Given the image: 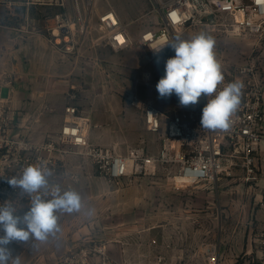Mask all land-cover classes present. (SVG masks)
<instances>
[{"label":"rangeland","instance_id":"1","mask_svg":"<svg viewBox=\"0 0 264 264\" xmlns=\"http://www.w3.org/2000/svg\"><path fill=\"white\" fill-rule=\"evenodd\" d=\"M109 7L116 10L134 37L145 29L159 26L152 0H95L89 17V37L83 43L82 54L72 58V73L41 75L24 70L42 66L44 56L49 54L57 56L61 64L69 63L43 35L46 15L56 9L38 6L28 11L23 6L10 9L5 3L0 4L1 95L8 96L9 88L4 84H11L15 97L20 85L11 82L19 77L27 81L23 85L25 102L40 98L43 91L54 97V103L43 100L50 105H34L33 113L24 105L16 106L22 120L29 116L19 132L36 140L53 136L56 130L50 126L58 113L55 108L58 99V104H63L62 115L68 102L88 112L91 139L94 132L99 139H105L102 144L114 146L119 153L145 141L147 151L155 153L160 139L146 129L141 111L131 103L132 96L139 95L166 111L195 107L181 106L176 95L159 98L156 84L164 75V62L175 55L171 48L163 56L147 59L136 47L116 52L106 45L98 15ZM32 18L36 19L40 34L28 33ZM200 33L213 38V51L221 69L256 61L264 74V34L227 33L222 28L213 30L201 26L190 28L178 37L187 40ZM96 39L100 45L92 43ZM18 67L23 69L21 74H17ZM44 116L49 117L47 124H43ZM261 145L258 150L262 148L264 154V142ZM72 166L79 171L80 179L69 189L81 195V211L58 212L60 230L45 242L30 238L13 243L10 246L13 255L20 256L21 264H61L72 245L94 244H105L118 261L128 258L144 263L154 261L159 252H171L167 243L182 256L185 264H206L203 243L207 241L219 243L220 264H250L259 254L258 242L248 251L246 244L251 221L258 227L264 215L258 202L264 192L261 163L257 179L252 181H246L244 169L236 167L215 181H200L179 188L174 186L171 173L164 169L137 173L130 181L117 184L83 159H75ZM260 230L255 233L260 234ZM153 238L158 240V246H149Z\"/></svg>","mask_w":264,"mask_h":264},{"label":"built area","instance_id":"2","mask_svg":"<svg viewBox=\"0 0 264 264\" xmlns=\"http://www.w3.org/2000/svg\"><path fill=\"white\" fill-rule=\"evenodd\" d=\"M158 13V27L143 30L134 37L116 10L109 7L98 15L104 29V42L114 51L131 47L141 50L147 59L165 55L170 47L159 53L152 49L175 40L179 34L195 27L222 28L227 33L253 32L264 34V0H152ZM10 9L23 6L26 10L43 6L56 11L46 15L44 37L50 46L64 56L79 57L83 43L89 37V17L95 0H0ZM29 17V16H28ZM28 22L30 19L26 18ZM31 35L40 34L36 19H31ZM99 39L92 43L100 45ZM223 82L218 90L237 79L244 84L240 107L227 131L207 130L200 126L202 108L207 98L202 96L195 107L166 111L147 99L134 95L132 105L141 111L149 132L160 139L159 150L147 151L145 141L119 153L109 144H96L91 139V118L78 105L64 107L59 130L48 139L36 140L19 132L24 124L20 111L12 102V90L1 95L0 85V203L6 200L26 210L30 197L7 180L19 177L25 167L46 164L52 175L50 186L62 190L73 188L79 181L75 159L92 163L97 172L117 184L130 181L137 173L167 170L177 188L200 181H215L222 173L236 167L245 171V180L257 179L258 164L264 173V154H256L264 142V74L256 61H246L223 68ZM10 88V85H5ZM149 112L152 114L150 115ZM50 198V197H49ZM264 211V192L258 201ZM258 237L259 254L250 264H264V226ZM153 238L149 246H158ZM159 252L154 261L132 259L118 261L105 244L72 245L63 255L61 264H185L182 256L173 251ZM206 264H220L218 242H204Z\"/></svg>","mask_w":264,"mask_h":264},{"label":"clouds","instance_id":"3","mask_svg":"<svg viewBox=\"0 0 264 264\" xmlns=\"http://www.w3.org/2000/svg\"><path fill=\"white\" fill-rule=\"evenodd\" d=\"M165 46L170 47L175 55L164 62V75L156 84L159 98L168 99L176 95L179 104L187 107L198 104L205 96L207 103L202 108L199 127L210 131L229 130L241 104L244 84L237 79L218 90L224 76L213 51V38L204 33L187 40L177 37L152 50L159 53ZM51 175L46 164L37 163L25 167L18 178L7 180L14 189L20 188L28 194L30 203L26 210L17 208L8 200L0 203V264H21L20 256L13 255L10 247L13 243L30 238L45 242L58 232V212L81 211V195L73 189L50 186L48 178Z\"/></svg>","mask_w":264,"mask_h":264},{"label":"crops","instance_id":"4","mask_svg":"<svg viewBox=\"0 0 264 264\" xmlns=\"http://www.w3.org/2000/svg\"><path fill=\"white\" fill-rule=\"evenodd\" d=\"M66 58H68V64H61L58 60H57V56L55 55H45L44 56V60H43V65L38 67V66H31L28 71L27 69H25L24 71L27 72L28 74H33V73H38V74H41V75H46V74H49V73H52V72H57V73H60V72H68V73H72V56H65ZM23 72V69L19 68L18 67V71H17V74H21ZM25 78L24 79H21L19 77H15L13 78L12 80V85H20L18 87V90L17 92L15 93L16 96L14 97V89L12 88L11 84H10V88L12 90V94H11V97H12V102L14 104V106H19V105H24L25 108H27V111H34V105H36L37 107H45L47 105H50L48 103H45V99H47L48 101H52L54 103V97L51 96L49 93H45V91H43L42 95L40 98L39 97H33V99H35V101H27L25 102L26 100L24 99V96H23V92H24V87L23 85L27 84L25 81ZM4 85H9V84H4ZM27 86V85H26ZM42 89L44 90L45 88L42 87ZM56 95V94H54ZM44 100V101H43ZM56 101V109L58 111V113L53 117V120H52V124L50 126V129L51 130H59L60 126H61V123L63 121V115H62V108H63V104L60 103L58 104L57 101H59L58 99L55 100ZM68 103H72V102H68ZM67 103V104H68ZM65 107V106H64ZM183 109V108H181ZM180 108L179 109H176L174 111H178V110H181ZM37 112V111H36ZM33 113V112H32ZM38 113V112H37ZM36 113V114H37ZM32 115V114H31ZM35 117V116H34ZM52 117H50L51 119ZM29 119V116H27V118L25 119V121H27ZM41 119V118H40ZM49 119L48 116H44L42 118L43 120V124H47V120ZM93 136V142L96 143V144H102L105 141V139H99L97 137V135L93 132L92 134ZM262 146V145H261ZM159 147H160V144H159ZM263 153V149L261 148V150L257 151L256 154H262ZM260 225V226H258ZM256 227V226H253L252 225V221H251V225L249 226V241L248 243L246 244V250H250L249 248H252L254 245H257V242L258 241V236H259V232L258 233H255L256 230H260L263 226H264V215L261 219V223H259ZM257 228V229H256ZM255 235V237H254ZM259 245V243H258ZM251 252V251H250ZM220 263H221V255H220ZM224 263V261H223Z\"/></svg>","mask_w":264,"mask_h":264}]
</instances>
